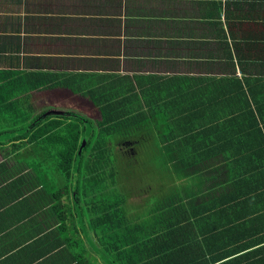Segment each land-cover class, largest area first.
<instances>
[{"label":"crops","instance_id":"0c3cea01","mask_svg":"<svg viewBox=\"0 0 264 264\" xmlns=\"http://www.w3.org/2000/svg\"><path fill=\"white\" fill-rule=\"evenodd\" d=\"M1 71L46 80L32 98L90 118L98 101L124 118L198 108L227 125L264 95V0H0ZM14 143L0 135V264H74L66 242L89 247L93 233L65 193L7 155Z\"/></svg>","mask_w":264,"mask_h":264},{"label":"trees","instance_id":"16d2710c","mask_svg":"<svg viewBox=\"0 0 264 264\" xmlns=\"http://www.w3.org/2000/svg\"><path fill=\"white\" fill-rule=\"evenodd\" d=\"M52 85L0 79V135L15 142L7 155L26 159L90 227L89 247L79 237L66 242L74 264H264V95L226 125L198 108L124 118L119 107L93 101L100 117L90 118L32 98ZM140 139L156 145L148 171L134 161L144 157L140 148L132 162L116 149ZM131 189L149 192L136 213Z\"/></svg>","mask_w":264,"mask_h":264},{"label":"rangeland","instance_id":"374dc122","mask_svg":"<svg viewBox=\"0 0 264 264\" xmlns=\"http://www.w3.org/2000/svg\"><path fill=\"white\" fill-rule=\"evenodd\" d=\"M70 106H72L74 108H78V107H80V102H74V103L70 104ZM153 130H156V129L153 127ZM139 137L141 138L140 135H139ZM133 144L134 143L129 145L128 143H126V144H123L122 147H120V146L116 147V149L120 148L119 150H121L123 152H119V154L120 155L123 154V155L128 156L129 161L132 162V160L135 158V156H132L133 150H137L140 148V150H138L137 152H139L138 154L141 153V155H143L144 157H136L134 161L136 164L142 163L144 168L148 171L150 166L152 164H154L153 162H151V159H149V158L152 156L151 153L152 152L154 153V147L156 146L155 142L154 141L150 142L149 140H143L142 141V139H140V140H138L137 143L134 144V146H133ZM154 170L156 171V169H154ZM131 193H132V195L128 198L127 205H128V208L132 209L133 212L136 213V212L141 210V206L149 199V192L147 190H145L144 192H141V191H138L135 189H131Z\"/></svg>","mask_w":264,"mask_h":264},{"label":"water","instance_id":"95a60500","mask_svg":"<svg viewBox=\"0 0 264 264\" xmlns=\"http://www.w3.org/2000/svg\"><path fill=\"white\" fill-rule=\"evenodd\" d=\"M85 140L82 141V145L84 146Z\"/></svg>","mask_w":264,"mask_h":264}]
</instances>
